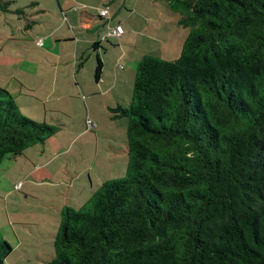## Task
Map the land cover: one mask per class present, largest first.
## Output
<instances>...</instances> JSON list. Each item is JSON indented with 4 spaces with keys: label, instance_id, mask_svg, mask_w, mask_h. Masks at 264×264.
<instances>
[{
    "label": "trees",
    "instance_id": "obj_1",
    "mask_svg": "<svg viewBox=\"0 0 264 264\" xmlns=\"http://www.w3.org/2000/svg\"><path fill=\"white\" fill-rule=\"evenodd\" d=\"M165 1L181 52L144 55L109 108L127 118L125 177L60 210L48 264H264V0ZM57 130L0 86V164ZM12 251L0 232V264Z\"/></svg>",
    "mask_w": 264,
    "mask_h": 264
},
{
    "label": "rangeland",
    "instance_id": "obj_2",
    "mask_svg": "<svg viewBox=\"0 0 264 264\" xmlns=\"http://www.w3.org/2000/svg\"><path fill=\"white\" fill-rule=\"evenodd\" d=\"M3 1L5 0H0V3ZM9 1L7 11L0 10V86L10 83L11 88L12 84L18 86L15 79L19 76L8 82L11 72L17 65V61L14 64L10 62L8 64V59H22L27 55H29L27 60L41 57L40 52L52 51L50 42L55 44L54 51L64 50L68 55L71 54L74 46L64 40L57 43L54 36L45 39L43 47L35 44L38 37H45L43 33L49 34L56 25H62V16L56 0ZM86 1L100 5L98 7H108L110 12L115 14V19L120 20L125 28H132L133 31L129 34L127 41L119 44L116 43L115 38H108L99 50L102 55L104 46L108 50L104 60L107 72L111 71V73L114 72V57L118 52L122 54L125 51L131 58H135L132 81L128 86L124 84L117 91L105 96L99 90L101 93L87 96L86 100L81 93L67 100L57 99L60 93L58 91L50 97L45 93L32 94L31 98L34 102L32 105L25 104L23 101V99H29L28 92L16 99L25 116L56 126L58 130L44 143L27 147L23 155L6 157L0 164V204L6 192L11 190V196L15 197V204L19 202L16 212L27 219L24 224L26 229L31 230L32 235L40 241L32 240L30 243L32 247L25 243L15 246V236L11 235L9 239L15 248L5 264H47L54 256L53 240L58 227L60 210L64 206L82 207L103 181L119 180L125 177L128 160L127 118L112 119L106 103L114 105L118 101L123 107L128 106L132 95L133 77L142 57L151 55L163 60L176 59L189 33V28L177 24L178 14L168 9L165 0ZM56 9L59 13H56ZM126 18H128L127 21H125ZM29 23L30 28L26 27ZM66 30L67 27L64 26L57 30L56 35H64ZM79 49L90 53L85 70L94 88L96 87L93 77L96 66L95 53L86 49L84 43H80ZM43 60L42 62L38 58L37 62H40L42 71H46L47 84H51L52 65L50 61L44 58ZM119 64L121 68L126 65L124 59L120 60ZM59 73L63 74L64 68ZM64 79L68 81L67 83L70 82L68 73H65ZM37 85L35 82L28 89H34ZM29 102H31L30 99ZM85 102H88L90 109L88 115L85 112ZM87 120L96 123L93 130L87 128ZM34 174L38 175L39 179ZM18 182H21L22 188L14 190V184ZM55 208L59 209L58 213L55 212ZM45 212L57 215L55 224L52 220V222H46L50 226H42L47 219L39 214ZM51 217L53 219V216Z\"/></svg>",
    "mask_w": 264,
    "mask_h": 264
},
{
    "label": "crops",
    "instance_id": "obj_3",
    "mask_svg": "<svg viewBox=\"0 0 264 264\" xmlns=\"http://www.w3.org/2000/svg\"><path fill=\"white\" fill-rule=\"evenodd\" d=\"M58 9L61 13V26L60 24L55 26L54 30L51 31V33H43V36L45 37H38L43 39V47L45 45V41L49 39L50 36H54L56 39L55 41L57 43L64 41L69 42L70 44H73L74 49L71 52L70 55L68 53H65L64 50L62 51H54L55 49L53 43H49L51 45L50 50H45L44 52H40L41 57H36L33 60H27L26 58L22 59H16V60H9V62L12 64L16 63L17 65L15 67V70L11 72V76L8 78V82H11L10 79L14 78L16 76V82L18 86L16 87L15 84H12L10 88V83H7V85H3L1 87L7 89L12 96L15 98V100L23 96L24 93L28 92L30 93V101L29 99H23L25 104L31 105L33 102L32 94H41L45 93L49 97L51 94L55 92H60L57 99H69L70 97H73L75 94H82L83 99L88 97H91L94 94H99L102 92V94L105 96L109 94L110 92H115L119 87H123V85H127L132 81V69H135V58H131L129 53L123 51L122 54L119 52L114 57L115 58V66H114V72L111 73V71L107 72L106 66H105V55L108 53V50L105 49L104 46V54L102 55L99 51L100 48L103 46V42L107 40L108 38H115L116 43L127 41L129 39V34L131 33L132 28H125L122 24V22L118 19H115V14H112L110 12V9L108 7H98L100 5H94L89 1L86 0H56ZM138 2V0H137ZM137 2L135 5V8L137 7ZM108 10V14L106 16L100 15V10L106 9ZM59 11L56 9V13H59ZM128 18H126L125 21H127ZM120 23L123 28V34L121 37H108L107 33L110 28L114 27L116 24ZM64 26L67 27L66 32L64 35H56L58 32V29L63 28ZM142 32V31H140ZM37 38V39H38ZM46 39V40H45ZM80 43L86 44V49L91 50L95 53L96 60L99 59L102 63L101 72L96 78L95 76V69H94V82L95 86L92 88V82L90 81V77H88V72L85 70L87 62L90 58V53L81 51L79 49ZM36 44V43H35ZM62 49V47L60 48ZM64 52V53H63ZM86 54V55H85ZM50 61V64L52 65V76L53 80H51V84H47L46 80V71H42L40 68V62L38 61V58L40 61H44L43 58ZM36 59V60H35ZM124 59L126 65L125 67L121 68V65L119 64V61ZM135 59V61H134ZM27 62V65L25 63ZM119 64V66L117 65ZM64 68V73H59ZM65 73H68L69 78L71 79L69 83L68 81L64 79ZM62 74V76H60ZM135 76V75H134ZM62 77V78H61ZM131 78V79H130ZM134 80V77H133ZM35 82L38 84L37 86H34V89H28L30 85L35 84ZM72 85V86H70ZM14 88V89H12ZM93 89V91H92ZM101 92H100V91ZM38 92V93H37ZM44 94V95H45ZM86 94V95H85ZM46 95V96H47ZM47 96V97H48ZM77 96V95H76ZM86 96V97H85ZM17 101V100H16ZM68 102V101H67ZM66 102V103H67ZM35 105V104H34ZM21 105L19 104V107ZM86 106V114L90 113V109L88 108V102H85ZM116 106H122L121 103L118 101L115 102V104L106 103V108L109 110V108H114ZM21 108V107H20ZM60 108V107H59ZM61 110V109H58ZM63 111V110H62ZM33 175V174H31ZM34 176L37 178L38 175L34 174ZM39 179V177H38ZM21 183V182H18ZM18 183H15L14 186ZM22 188V184L19 189L14 190H20ZM12 192L9 190L6 192V195L2 198V203L0 204V232L2 236L12 245L10 242L11 239H9L12 236H15V246L20 245L21 243H25L32 247V240L33 242H40L36 236H33L31 233V230H27L25 225L26 224L25 217L19 213L16 212L17 204H15V197H12ZM10 196L12 198H10ZM19 201V200H18ZM55 212L58 213L59 209L55 208ZM50 214V213H49ZM48 212L41 213L39 215L45 216L44 218L47 219L45 223L42 224V226H50L46 222H52L54 220V223H56L57 215L54 214L49 215ZM53 216V219L52 217ZM36 218V216H34ZM37 220V219H34ZM17 224V226L15 225ZM34 224V223H33ZM38 225V224H36ZM16 226V227H13ZM52 226V225H51ZM57 232V230H56ZM55 232V234H56ZM13 242V241H12ZM13 249L15 248L14 245H12ZM48 264V263H47Z\"/></svg>",
    "mask_w": 264,
    "mask_h": 264
},
{
    "label": "built area",
    "instance_id": "obj_4",
    "mask_svg": "<svg viewBox=\"0 0 264 264\" xmlns=\"http://www.w3.org/2000/svg\"><path fill=\"white\" fill-rule=\"evenodd\" d=\"M108 14V10L107 9H102L100 10V15L101 16H106ZM123 34V28H122V25L120 23L116 24L114 27L110 28L108 33H107V36L108 37H121V35ZM37 45L38 46H42L43 45V39L42 38H39L37 40ZM87 124V128L89 130H93L95 127H96V123L91 121V120H87L86 122ZM21 186V183H18L14 186L15 189H19Z\"/></svg>",
    "mask_w": 264,
    "mask_h": 264
}]
</instances>
